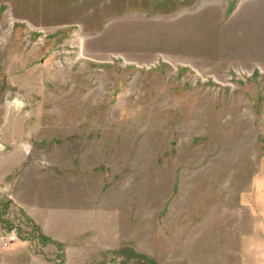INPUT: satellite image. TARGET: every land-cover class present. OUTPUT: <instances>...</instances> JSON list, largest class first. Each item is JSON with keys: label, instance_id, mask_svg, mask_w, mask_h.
Listing matches in <instances>:
<instances>
[{"label": "rangeland", "instance_id": "374dc122", "mask_svg": "<svg viewBox=\"0 0 264 264\" xmlns=\"http://www.w3.org/2000/svg\"><path fill=\"white\" fill-rule=\"evenodd\" d=\"M263 167L264 0H0V264H240Z\"/></svg>", "mask_w": 264, "mask_h": 264}, {"label": "crops", "instance_id": "0c3cea01", "mask_svg": "<svg viewBox=\"0 0 264 264\" xmlns=\"http://www.w3.org/2000/svg\"><path fill=\"white\" fill-rule=\"evenodd\" d=\"M256 174L248 188L240 190V194L234 189L231 194L242 204L236 209L241 212V223L238 217L230 220L235 224L231 225V234L237 239L231 240L230 248L239 256L240 264H264V167ZM239 228L242 230L238 231Z\"/></svg>", "mask_w": 264, "mask_h": 264}]
</instances>
